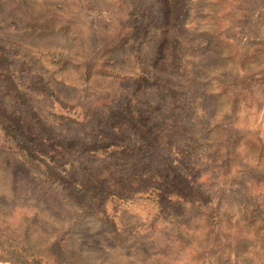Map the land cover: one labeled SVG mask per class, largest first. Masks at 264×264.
<instances>
[{
  "label": "rangeland",
  "instance_id": "1",
  "mask_svg": "<svg viewBox=\"0 0 264 264\" xmlns=\"http://www.w3.org/2000/svg\"><path fill=\"white\" fill-rule=\"evenodd\" d=\"M189 6L0 0V264H264V0ZM8 61L21 77L7 71ZM146 73L149 88L129 121L113 108ZM182 76L190 85L184 94L175 88ZM42 115L69 118L56 128L74 139L86 138L82 122L95 115L147 144L140 130L152 138L164 129L157 140L167 150L178 118L177 145L195 133L209 147L211 170L190 172L209 193L191 188L175 163L152 152L111 160L130 170L115 175V192L132 197L105 199L107 178L88 170L103 165L101 156L73 152L67 159L79 163L71 168L52 152L61 144ZM99 129L106 137L108 123ZM104 139L100 148L114 143ZM173 159L185 163L186 153ZM147 160L162 168L152 172L163 181L144 172ZM153 184L162 188L155 197L136 193ZM171 193L211 199L212 208L184 210L172 197L174 213L164 214Z\"/></svg>",
  "mask_w": 264,
  "mask_h": 264
},
{
  "label": "trees",
  "instance_id": "2",
  "mask_svg": "<svg viewBox=\"0 0 264 264\" xmlns=\"http://www.w3.org/2000/svg\"><path fill=\"white\" fill-rule=\"evenodd\" d=\"M192 1L193 0H185V3L189 6V5H192ZM189 7H192V6H189ZM174 31L177 32L175 28H174ZM165 35H166V33H165ZM184 64H185L186 68L190 67V62L186 64V59L184 60ZM7 71H9V73L11 72L12 77H16V78L21 77V75L19 74V71H16V69L13 67L12 63L9 61H8ZM150 78L151 77L148 73L140 75V76L136 77L135 79L133 78L132 87L130 90L131 97L128 98L126 101H123L121 104L119 103L113 109L121 111L129 121H133L135 118V111L137 109L139 95L142 93V90L149 88V87H147V83L150 81ZM181 78H182L181 82L179 83V85H176L175 88L181 89L182 91H180V93L184 94V91L181 87L189 88L190 85H189L188 79L185 78V80H184L183 76ZM187 90L191 94H193L194 92L196 94L195 89L193 92H191L190 89H187ZM23 94L26 96V92H23ZM168 104H171V103L169 102ZM190 108H191V112L194 113L195 106L192 105ZM68 119L69 118H61V119H59V121H66L67 122V121H69ZM92 121H96L97 124H92ZM58 122L54 121L52 119H49L47 116L41 117V123L46 125L48 127V129H50L51 135L56 140H59V142L61 144V146L57 147L58 149H60V151H57L55 149L52 152L56 156H59L63 159L69 158L68 156H70V154L73 152H75V153L77 152L78 157H80V156L82 157V155H84V154L88 155V157L90 159L96 155L101 156L100 161H102L103 165L100 167H96L94 169H91L90 167H88V170H91V171L93 170L94 174H96L100 177L102 176V177L107 178L106 181L108 182V187H107V191L105 193V195H106L105 199H108V200H115V198H120V199H129L130 198L131 199V197H132V196L131 197H128V196L123 197L119 193L115 192L114 184H116V181L113 179L115 177V175H118V174L126 175L127 172H129L130 170L129 169H127L126 171L118 170L119 167H117L114 162L111 163V160L117 161L118 159H121V160H128L129 159L130 161H133L141 153L146 155V156H149V154H151L152 152H154V153L157 152V156L163 157L165 161L168 160L172 163H175V165L173 166L175 171L188 181L187 183L190 184L191 188L193 186V187H196L197 189L199 188L204 193H209V191L205 190L201 184H198V182H199L198 177H191L190 176V172H193V171H199V174L203 175L205 172H208L209 170H211L209 168V164H207V162H206V160L209 157V155L207 153V149H206V147H208L207 143H206L204 137H202L200 135L193 137V136H195V133H191V135H188V137H189L188 141L189 142L187 145H184L183 147L177 145L176 136L179 139L182 137V133L180 132V129H179L181 122L178 118L176 119V123L174 125L175 132L173 135L174 136L173 146L171 145L170 149H168V150L164 146L163 141L157 140V137L159 135L160 136L158 138H161L164 135V129L162 130V132L157 131L156 133H154V136L152 138L150 137V135L148 136L145 131L140 130V136L145 137V138L148 137L150 139L151 143L147 144V143H145V139L141 140V139H138L140 137H136L134 135H131L130 133H126L125 130L118 128V125H116L114 122H112L109 119L107 120V118H104L101 115H95V117H93L91 120H89V123L82 122L83 125H85L86 127L89 128L85 139H74L69 135H62V133L58 132L57 128H56V126H58ZM103 122L105 125L107 123L109 125V132L106 134V137L112 138L114 143H109L108 145L105 146V148H100L99 144H101L102 142H107L104 139V138H106L105 135L103 133H101V131H99L100 130L99 127L103 124ZM166 130H168V129H166ZM32 134H34L35 136H38L39 138L41 137L40 139H42V141L44 140V137L42 135L39 136L36 132H33ZM67 141L71 142L72 145L69 147L66 146L65 143ZM19 148H21L22 150L24 149V147H21V146H19ZM181 151L182 152L184 151L186 153V159L187 160L185 161V163L179 164L175 159H173V156H177ZM76 160L77 159H75V158L74 159H67L66 163L68 165L71 164L70 166H71V168H73L74 165L79 163ZM139 162H141V163H136L139 165V168L143 167L142 161L140 160ZM104 163L105 164L111 163V164H109L107 167ZM145 163H146V165L147 164L151 165V170L147 169L144 172L145 173L150 172L151 174L154 175V177L156 179H158L159 181H163L162 176L160 174L158 175V173L152 172V168L157 167L161 170H162V168L157 166L156 163H154L153 161H150V160L145 161ZM134 165H135V163H134ZM130 168H132V164H131ZM143 168H141V169H143ZM187 171H188V173H187ZM132 179H134V178H132ZM164 184H165V181H164ZM161 189L162 188L160 185L157 186V185L153 184L151 188L136 191V193L146 194L147 195L146 197H155V196H153V195H155L154 191H156V190L161 191ZM202 189H204V190H202ZM124 193L125 192H123L122 194H124ZM127 194H129V193H127ZM133 195H134V193H133ZM172 197H175V199L177 201L176 203L179 206L184 207V210L190 209L191 207L192 208H194V207L200 208L202 206H205L207 208L209 206V208H212L211 199H207L206 200L207 203H206V202H201L200 199L197 197L187 199V198H183L180 195H177L175 193H173V194L171 193L170 195H168L167 202L164 204L162 203V205L164 207L161 206V208L162 209L164 208V214H165V212L171 213V214L174 213L172 207H169L170 206L169 201H171V199H173ZM93 206L94 205H89V206L84 207V208L86 210H90V209H93ZM98 208H97V210L99 211Z\"/></svg>",
  "mask_w": 264,
  "mask_h": 264
}]
</instances>
